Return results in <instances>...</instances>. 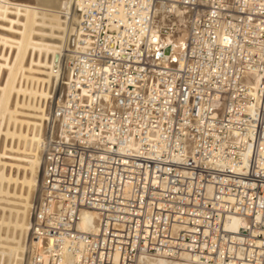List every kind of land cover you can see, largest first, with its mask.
Instances as JSON below:
<instances>
[{"label": "built area", "instance_id": "built-area-1", "mask_svg": "<svg viewBox=\"0 0 264 264\" xmlns=\"http://www.w3.org/2000/svg\"><path fill=\"white\" fill-rule=\"evenodd\" d=\"M79 2L84 49L55 109L69 136L45 153L28 264H264V0ZM179 16L174 63L160 41Z\"/></svg>", "mask_w": 264, "mask_h": 264}, {"label": "bare ground", "instance_id": "bare-ground-1", "mask_svg": "<svg viewBox=\"0 0 264 264\" xmlns=\"http://www.w3.org/2000/svg\"><path fill=\"white\" fill-rule=\"evenodd\" d=\"M80 8L79 0H0V264H28L31 214L42 197L45 153L51 140L69 136L55 109L70 95V58L84 49L78 43ZM171 23L178 33L163 37L160 45L171 46L168 60L177 63L186 30L180 16ZM258 81L251 76L246 82L257 87ZM81 97L90 95L83 91ZM81 216L79 228L97 233L100 215L88 209ZM244 225L234 217L231 227L237 231ZM32 246L39 250L36 242ZM139 264L200 263L182 255Z\"/></svg>", "mask_w": 264, "mask_h": 264}]
</instances>
